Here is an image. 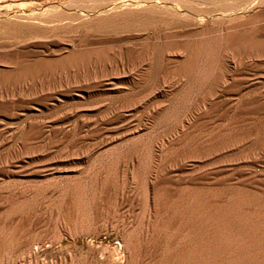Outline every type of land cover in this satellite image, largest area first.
Here are the masks:
<instances>
[{
  "label": "bare ground",
  "instance_id": "bare-ground-1",
  "mask_svg": "<svg viewBox=\"0 0 264 264\" xmlns=\"http://www.w3.org/2000/svg\"><path fill=\"white\" fill-rule=\"evenodd\" d=\"M42 1L45 3V5H47V8H44L42 11L37 10L38 8L35 7L36 3L39 2V1L37 2V0H25V2H23L21 5L20 4L17 5L15 9L8 6L6 7L7 9L6 11H14L15 14L11 18H7L6 20L0 22L1 24L5 25L7 28L10 29L9 32L10 34L7 37L8 39L0 42V115L8 116V117L12 116V114H14L13 110L17 107L18 109L21 108L27 110L28 109L35 110V108L39 109L42 106L48 105L47 103L48 100L51 99L58 100L61 97L63 98V100H65V98L68 97H72V98L80 97L81 95L82 96L84 95L87 98L92 97V95L94 94L93 92L95 91L94 88L96 84L86 83L83 85H79L77 88L73 89L69 87L67 81H66L67 83H64L62 85H55L56 84L55 82L54 86L52 85L51 88L48 86L45 92L41 88L35 90V88L33 89L34 86L32 88L31 87L26 88L24 86L27 82H29L27 80L33 81L41 74H45L46 76L55 72L56 70L62 71L64 68L78 67L80 65L82 68L83 63H86L88 61L90 62L91 60L94 61L100 59L104 54L103 52L96 50L95 51L89 50L87 47H85V45L92 43L102 44L103 42L107 41L106 38L108 37H116L117 40L130 39V37L128 36H123V33H127L128 31L134 28L136 30L143 29L144 27H146V25L149 22H151V20L140 18L142 13L138 10V8H140L142 5L148 2L147 0H129V2H125L123 0L117 6H115V4H108L102 6L100 8L101 10L100 14H103L102 16L98 15L93 17L92 19H88L87 21L83 20L82 24L85 25V27H88L89 29L82 31L78 36H74L72 38L73 42L66 43L56 38L57 34L52 31L53 28L52 30H50L46 26L41 24L42 21L49 19V16L48 17L46 16L47 17L46 18L43 15H45L48 12V10L51 9L55 10L57 7V5L52 4L48 0H42ZM94 1L97 2L99 0H94ZM254 2L255 3L259 2L263 4L264 0H255ZM25 7H27L28 12L24 11ZM126 7H128L127 10L124 9ZM232 8H234V5H226L225 9H229V10L225 13V15H222V21L233 20L237 17L238 15L237 12ZM150 11L149 13L153 12V10L151 12ZM62 12H59L58 14H61ZM209 17H212V15L206 16L201 12H198L197 14L189 13L184 19L181 18V16L178 17L177 15H175V18H170L169 20L166 18L165 19L167 20V22H173L181 26L183 28L181 32H187V33L189 32L188 34H190V32L193 33L192 31H195L196 29H198V27L200 28L202 22L204 20L209 19ZM154 20L156 19H153V21ZM204 30L205 29H203V31ZM214 30H217L216 34H213L211 37H208L209 36L208 35L207 38L204 39H200V40L197 39L198 41L194 42L193 44L189 45V39H188V44L186 42L183 43L184 41L181 42V44H178L177 42L173 43L172 41V43L168 42V44H162V46L156 49L153 48L146 50L147 53L145 54V56H143L148 60L150 59L154 60L155 58L156 61L154 60L151 62H154L153 66L157 69L156 70L158 71L157 73H159L157 76L160 80V83L162 82L164 84V82H167L170 86L172 85L174 86L177 82H180V85L182 84L181 87L182 92L181 95L179 96V99H177V103L175 104L174 102V105H172L171 102L170 106L166 104L167 105L166 111H164L161 114L160 120L162 121V119H164L167 116L168 112H173L178 108L182 109V113H181L182 117L179 119L178 123L174 125L172 124V126L169 129L167 128L164 134L162 132V134L158 136V138L160 137L159 138L160 144L158 143L159 147L156 144V146L158 147L157 152L153 150L155 153H152L150 157V162L152 165H150L151 167H149L148 171L149 174L152 173L153 175L156 172V168L160 163L159 162L160 160H158L159 158L158 152L161 154L162 151L164 153V151L168 149L169 152L171 153L173 150L170 151V148L173 147L174 145H178L177 147L175 146L176 148L173 149L179 150L180 153L177 152L178 153L177 155L172 156L173 159L176 160V163L169 164L171 162H166L167 170L165 169L164 170L167 172H172L173 174L179 173L180 176L179 179L181 180L180 182H182L183 184L189 183L192 185L189 186L185 184L186 186H182L183 187L181 188L182 190L185 189L187 191V189L192 188L191 191H193L194 190L193 186H195L196 189L197 186H199V188L201 189L200 191L202 190L208 191L209 188L211 189L215 185L229 186L231 188H234L233 190H235L233 193H226V194L224 193L221 195L218 194V196L217 194H215L216 196L213 194L211 195V197L206 195L207 197H209L208 204L205 203L206 206L202 210V217H198V214L197 216L195 214L196 218L197 217L201 218L198 219L200 222H196V223H198L197 224L198 226L205 228L204 231L201 230L202 232L205 233L198 231L201 232V234L200 235L198 234L199 236L196 237L197 239L194 243V250L192 251V255H191L193 256V263L192 261H190V263L192 264H264V203L260 205H248L246 207L248 209H246L244 213L241 212L239 213V211L236 209V207L239 206L238 205L239 201H241L243 195H245L243 192L242 193L239 192L240 190L238 191V189L244 190L245 193L247 192L248 195L251 197H257V196L264 197V121H260L263 118H259L256 121L257 124H255L254 126L253 124L252 126L249 125V123L253 119L256 120L257 118L256 116H258L257 113L264 112V28L250 27V29H243L239 26V23H234V24L224 23L223 25L217 26V29L214 28ZM207 31H209V29ZM173 33L176 36L177 33L176 32ZM74 41L75 42L78 41V42L74 43ZM43 52L47 54L48 53L51 54L55 52H58L60 54L61 52H66V54L53 60V62H48V60L46 59L38 58V56L41 55ZM127 55L128 56L130 55L131 57L134 58L139 57V55L134 50L128 51ZM133 60L134 59H132V61ZM120 63H121L120 66L123 67L122 62ZM145 64H147V62H145ZM138 67L139 66L137 65L135 69H138ZM149 67L150 69H152L151 65H149ZM148 70L149 68H147V70L145 71ZM139 73L140 74L136 73V76L134 75L135 77L132 75V73L131 74L129 73L128 80H130L132 84H134L135 82H139L141 80V76H143L142 72ZM155 84H152V86L153 85L155 86ZM202 85H204L203 86L204 91L202 90L203 95L202 97L200 96L201 98L200 97L199 99L197 98L198 100L194 101L193 103H187L188 101L186 102L184 101V99L187 100L186 98L187 97L189 98V96H191L192 92L197 86L202 87ZM3 86H6L10 89L9 91H7L9 93L5 94L6 96L7 95L9 96L5 98L4 95H2L3 92H5L3 90ZM59 86H63L64 88L60 89ZM21 87L25 88V91L21 92ZM155 87L156 90L158 91L157 86ZM155 87L153 88L154 90L149 89L150 91H148V93H150V95L152 93L155 95ZM16 88L17 89L19 88V91L17 93H15ZM167 89L169 88L167 87ZM199 91L201 90L198 89V92ZM135 92L137 93V91ZM168 94L165 95L168 96ZM14 95L15 97H13ZM54 95L56 96L54 97ZM140 98H142V95L136 97L123 96L120 99L119 105L116 104L114 107H112L107 104H104L102 112L98 111L100 105H97L98 106L96 108L97 113H94L93 115H90L88 111L86 113L85 112L79 113L78 110L80 108L77 110L76 108L69 109L66 110L63 115L56 116L53 120H51L52 123H58V121H62L64 117H72L73 115H75L77 117L75 119V122H79V124L78 125L74 124L73 127L70 129L71 130L70 132L65 131L63 126L50 125L43 118L39 119L38 116H34L30 119L29 118L26 119L25 124L17 129V132L21 133V135L24 136L21 141V144L14 145L12 147L10 146L7 151L0 153V180L3 177L10 178L9 176L11 177L20 176L22 178H25L27 181L11 182L13 181V179H11L10 181L11 183L9 184L3 183L4 185H0L1 188L0 197L7 193V197H10L9 199H11L12 197L16 198L18 196L27 195L29 192L36 191V189L38 187L40 188V186L43 184V181L46 177L51 175L53 177V175L55 173L57 174V172L59 173L64 172L63 167H60L58 165H60L62 160H65V157L66 158L67 157L69 158L71 156L77 157L76 155L82 153H84V155L86 156L85 153L88 154L89 152L93 151L95 148L98 150V148L100 147L102 148H104L105 146L110 147V145L116 144L121 139H126L130 135L135 137L136 135L133 134H138V133L141 134V132H144L143 130H145L146 124L139 127L135 125L136 127L134 129L131 130L128 129L125 132H120L121 134L118 135L116 134L111 135L109 132L110 129L108 127L102 126L100 127L99 129L100 131L98 133L95 132V134L94 133L91 134L97 137L100 136L99 139L94 141L93 143L85 144V145L80 144L78 142L79 140L77 141V139L73 136L76 132V129L81 128L83 125H89L91 123H95L96 125L107 124L116 121L119 118H124L125 114H123L121 108L122 107L131 108V106L134 105V102L141 100ZM145 99L146 101H148L147 98ZM175 99H176V95H175ZM172 100H174V98ZM181 101H183V105H180ZM161 102L159 101L158 102L159 104L156 102L157 104H155L156 106H154V108L153 107L150 108L148 106L151 109L150 111L151 116H155L157 110L159 111V109H162L160 106L163 103L160 104ZM167 102L169 104V101ZM29 103H31L32 106H29ZM50 106L52 105L50 104ZM100 113H102V115H99ZM158 114L159 113H157V115ZM175 116L177 117L176 114ZM223 117L227 121L226 123L220 124L215 122L220 118L224 119ZM145 120L147 119L145 118ZM147 122L149 121L147 120ZM151 123L152 121L150 122V124ZM162 123L159 124L162 125ZM129 124L127 123V125ZM246 125L247 126L249 125V127H247ZM242 126L245 127L243 128ZM157 129L159 128L157 127ZM160 130L162 131V129ZM3 131L4 128H0V135L1 133H3ZM65 136H70V140L73 141V145L70 144L71 145V146L69 145L70 147L61 146L57 150L54 149L55 150L54 151L53 148L57 147L58 144H60L63 141V137ZM78 138H83V137L79 136ZM152 139L153 138L151 137V140ZM151 140L149 139V141ZM129 146L130 145H128V148ZM112 147L110 148L112 150L109 149L111 152V156L112 154L114 155V153H120V154L124 153L126 150L125 149L126 147L124 148V145L117 144L114 145V148ZM149 148L152 149V147ZM52 153H56V154L49 155ZM61 157L64 158L62 159ZM162 158H161V162H162ZM219 163L221 164L219 165ZM164 164L165 162L163 163V165ZM138 171H140V169ZM159 171L160 170H158L157 172ZM151 176L152 175H150V177L147 178L145 185L146 205H147L146 211L148 212V214L152 213L153 212L152 209H154L153 208L155 204L154 201H156L157 198V197L155 198L156 196L155 193L157 188L156 186L157 183L155 182V179L157 178V176H159V174H157L156 178L154 177L155 179H153ZM56 177H60V175L59 176L57 175ZM158 178H163V177L159 176ZM56 180L57 179H55V181ZM68 180H70V178ZM124 182L126 183V180ZM43 186H45V184ZM58 191L60 193V196L62 195V197H65V195H69V197L75 204L78 203L79 201H84L86 204H89L92 201H94L93 199L94 193L89 194L85 189V186H82L80 183H75L73 187L70 189L68 188V186L67 187L63 186L61 188L59 186ZM211 191L212 189L209 192ZM201 194L198 192V189L195 192H187V193L185 192V195L181 197L182 203L192 202V201L200 203ZM248 195L246 194V196ZM126 197H127L126 195L121 193L120 199ZM136 201L137 200H135V202ZM216 201L220 202L219 203L220 209L219 208L211 209V206L212 205L214 206V203H216ZM71 208L73 207L71 206ZM64 215H66V213ZM153 251L155 250L153 249ZM167 261L169 260L167 259ZM182 261H184V258H182ZM168 263L170 262H167V264Z\"/></svg>",
  "mask_w": 264,
  "mask_h": 264
},
{
  "label": "rangeland",
  "instance_id": "rangeland-1",
  "mask_svg": "<svg viewBox=\"0 0 264 264\" xmlns=\"http://www.w3.org/2000/svg\"><path fill=\"white\" fill-rule=\"evenodd\" d=\"M48 1L51 2L52 4L57 5V7L55 10L54 9L48 10V12L45 15H43L44 17L49 16V19L42 21L43 23L41 22V24L46 26L50 30H52L53 28L52 31L57 34L56 38L62 40L63 42L71 43L73 42L72 38L74 36H78L82 31L89 29L88 27H85V25L82 24L83 20L87 21L88 19H92L95 16L98 15L102 16L103 14H100L101 13L100 8L102 6L108 4H115V6H117L123 0H99L97 2H95L94 0H48ZM124 1L129 2V0L127 1L124 0ZM147 1L148 2H146V4L142 5L140 8H138V10L142 13L141 15L142 17L140 16V18L151 20V22H149L146 25V27H144L143 29L136 30L134 28L128 31L127 33H123V36H128L130 37V39L117 40L116 37H108L106 38L107 41L103 42L102 44L92 43L85 45V47H87L89 50H94V51L96 50L103 52L104 53L103 56L100 59L94 61L91 60L90 62L88 61L86 63H83L82 68L80 65L78 67L64 68L62 71L56 70L55 72L46 76L45 74H41L37 77L38 79L36 78L33 81L27 80L29 82L26 83L27 86L26 84L24 86L26 88L28 87L32 88L34 86L33 89L35 88V90H37L41 88L45 92L46 88L48 86L51 88L52 85L54 86L55 82H56L55 85H62L68 82L69 87L73 89L77 88L79 85H83L86 83L96 84L94 88L95 91L93 92L94 94L92 95V97L87 98L86 96L81 95L80 97H73V98L68 97L65 98V100H63V98L61 97L60 99H58L59 101L54 99L48 100L47 101L48 105L42 106L39 109L35 108V110L34 109L27 110L21 108L18 109L17 107L13 110L14 114H12V116L8 117V116L0 115V128H4L3 133H1L0 135V153L7 151L10 146L12 147L14 145L21 144V141L24 136H22L21 133L17 132V129L23 126L25 124L26 119L28 118L30 119L34 116H38L39 119L43 118L45 121H47L48 124L53 126H63L65 131L70 132L71 131L70 129L73 127L74 124L76 125L79 124V122H75V119L77 118L75 115H73L72 117H64V119L62 121H58V123H52L51 120H53L56 116L63 115L66 110L75 109V108L76 110L80 108L78 110L79 113L80 112L86 113L88 111L90 115H93L94 113H97L96 111V108L98 107L97 105H100L98 111L102 112L104 104H107L112 107H114L116 104L119 105L120 99L123 96L136 97L142 95V98L140 99L143 102L141 100L134 102V105L131 106L132 109L130 107L127 108L122 107L121 110L123 114H125L124 118H119L116 121L107 124L96 125L95 123H91L89 125H83L81 128L76 129V132L73 136L77 139V141L79 140L78 142L80 144L85 145V144L93 143L94 141L99 139L100 136L97 137L91 134L92 133L95 134V132L98 133L100 131L99 130L100 127L102 126L108 127L110 129L109 132L111 135L121 134L120 132H125L128 129L129 130L134 129L136 126L139 127L146 124L145 126L147 127V128L145 127V130H143L144 132H141L142 135L140 133L133 134L136 136L134 137L130 135L128 136L129 138L127 137L126 139H121L120 140L121 142L119 141L116 144L110 145V147L109 146H105L104 148L100 147L98 148V150L95 148L93 151L89 152L88 154L85 153L86 156L84 155V153H82V154H78L80 156L76 155L77 157L75 156L73 157L71 156L69 158L65 157V160H62L60 165H58L60 167H63L64 172H60L61 174L59 172H57V174L55 173L53 175L54 178L52 177V175L46 177L40 188L38 187L39 189L37 188L36 191L34 192H29L27 195L18 196L16 198L12 197L11 199H9L10 197H7V193L1 196L0 197V210H1L0 211V264H160V263L167 264V262H170L168 264H174V262L175 264H181V262L182 264H184V261L185 264H192L193 256L191 255H192V251L194 250V243L197 239L196 237H198L201 234L202 232L201 230L203 231L205 230V228L198 226L197 225L198 223H196V222H200L198 219L201 218L198 217H202V210L206 206L205 203L208 204V198L211 197V195L213 194L214 195L217 194L218 196V194L221 195L224 193L225 194L233 193L235 191L233 190L234 188H231L229 186L215 185L213 186V188H211L212 189L211 192H209L211 190L210 188L208 191L205 189L207 191L206 192L204 190L200 191L201 189L199 188V186H197L198 192L200 194L203 192L200 195L201 202L197 203L192 201V202L182 203L181 197L185 195V192L186 193L195 192L197 191V189L195 186H193V189L194 190L196 189L195 191L194 190L191 191L192 188L187 189V191L185 189L182 190L181 189L183 188L182 186H186V185L192 186V185L189 183L183 184L182 182H180L181 180L179 179L180 178L179 173L173 174L172 172L165 171L167 170L166 162H171L169 164L176 163V160H174L172 156L180 153L179 150L173 149L176 148L178 145H174L173 147L170 148V151L176 150L175 152L172 151L170 153L168 149L164 151L166 155L163 153V151L161 152L162 155L158 152L159 154L158 160H160L159 161L160 163L156 168V172L158 170L160 171L157 173L155 172L156 175L155 173L154 175L152 173L149 174L148 170L149 167H151L150 165H152L150 162V157L152 153L157 152V148L159 147L160 144L159 141L160 137L158 138V136L162 134V132L164 134L167 128L169 129L172 126V124L174 125L178 123L179 119L182 117L181 114L182 109L178 108L173 112H168L167 116L164 119H162V121L160 120L161 114L164 111H166L167 105L170 106L171 102L172 105H174V102L175 104L177 103V99H179V96L181 95L182 92L181 91L182 84L180 85V82H177L174 86L173 85L170 86L167 82H164V84L162 82L160 83V80L157 76L159 73H157L158 72L156 71L157 69L153 66L154 62H151L154 61L155 58L154 60L151 59L148 60L143 56H145V54L147 53L146 50L153 48L156 49L162 46V44H168V42L172 43L173 41V43L177 42L178 44H181V42L184 41L183 43L186 42L188 44V39H189V45H190L200 39L207 38L208 35H209L208 37H211L213 34L217 33V30H214V28L217 29V26L223 25L224 23L225 24L239 23V26L243 29H250V27L264 28V3L263 4L259 2L255 3L254 2L255 0H147ZM23 2H25V0L24 1L0 0V22L6 20L7 18H11L15 14L14 11H6L7 10L6 7L10 6L13 9H15L17 5L19 4L21 5ZM37 2L38 3H36L35 6L36 8H38L37 10L42 11L44 8H47V5H45V3L42 0H37ZM226 5H234V8L232 9L235 10L238 14L235 19L229 21L227 20L222 21V15H225V13L229 10V9H225ZM128 7L124 9L127 10ZM145 9L149 11L153 10V12L150 11L152 14ZM156 10L159 11L160 13L157 12ZM24 11L28 12L27 7H25ZM59 12L62 13L58 14ZM171 12L173 13V15ZM187 12L188 14L189 13L197 14L198 12H201L206 16L212 15V17H209V19L204 20L202 22L201 27L200 28L198 27V29L195 30L196 32L200 31L197 32L198 34L195 31H192L193 33L190 32V34H188L189 32L188 33L181 32L183 30L181 26L173 22H167L166 20V19L169 20L170 18H175V15H177L178 17L181 16V18L184 19L188 15ZM153 19H156L157 21L156 20L153 21ZM202 28L205 30L203 31ZM201 29L203 32L201 31ZM208 29L209 31H207ZM9 32L10 29L0 23V42L8 39L7 37L10 34ZM173 32L177 33L176 36L174 35ZM77 42L78 41L76 42L74 41V43ZM130 50H134L139 55L140 58L139 57L134 58L131 57L130 55L128 56L127 53ZM65 54L66 52H61L60 54L58 52L51 54L49 53L47 54L43 52L41 55L38 56V58L46 59L48 60V62H53V60ZM132 59L134 60L132 61ZM144 61L147 62V64H145ZM120 62H122L123 67L120 66L121 64ZM137 65L139 67L138 69H135ZM149 65L152 66V69H150ZM147 68H149V70L145 71L147 70ZM135 70H137L138 72ZM139 72H142L143 75L141 76L142 81L140 80L139 82H135L134 84H132V82L128 80L129 73L130 74L132 73L133 76L134 75L136 76V73L140 74ZM77 79L79 80V82ZM152 84H155V86H157L158 91L156 90V87L154 85L152 86ZM158 86L160 87L162 86L163 88L162 87L160 88ZM203 86L204 85H202V87L197 86L192 92L191 96H189V98L185 97L187 100L184 99V101L185 102L188 101L187 103H193L194 101L198 100L200 96L202 97L203 95L202 90L204 91ZM154 87H155V95L153 93H152L153 95L152 94L150 95L148 91H150L149 89L154 90L153 89ZM167 87L169 89H167ZM59 88L62 89L64 87L59 86ZM198 89L201 91L198 92ZM3 90L5 91L2 94L4 95V98L9 96V95L6 96L5 94L9 93L7 91H9L10 89L6 86H3ZM170 90L173 92H171ZM18 91L19 88L18 89L16 88L15 93H17ZM22 91H25V88L21 87V92ZM135 91H137V93ZM168 93L171 94L169 95ZM165 94L166 95L168 94V96H166ZM175 95H176V99H175ZM55 96L56 95H54V97ZM13 97H15V95ZM172 97L174 98V100H172L173 99ZM145 98H147L148 101H146ZM159 101L160 102L162 101L160 104L163 103L160 106L162 109H159V111L157 110V113H159L158 115L156 113L155 116H151L150 108L151 107L154 108V106H156L155 104H157ZM167 101H169V104ZM50 104L52 106H50ZM180 105H183V101H181ZM29 106H32V104L29 103ZM175 114L177 115V117L175 116ZM99 115H102V113H100ZM257 115L258 116H256L257 117L256 120L253 119L251 121L252 123L251 122L249 123L250 126H252V124L253 126L257 124L256 121L259 118L264 119L263 117L264 112L257 113ZM145 118L149 122H147ZM263 119H261L260 121H264ZM151 121L152 123L150 124ZM215 122L221 124V123H226L227 121L225 120V118L224 119L220 118ZM127 123L130 124L127 125ZM159 123H162V125ZM249 125L246 126L249 127ZM156 126L159 129H157ZM242 127L244 128L245 126ZM147 129L150 131H148ZM160 129H162V131ZM79 136L83 138H78ZM151 137L153 138L152 140ZM154 137L158 139L156 140ZM149 139L151 141H149ZM152 142L155 144H153ZM70 144L73 145V141L70 140V136H65L63 137V141L60 144H58L57 147H54L53 150L54 149L57 150L61 146L70 147L71 146ZM117 144L124 145V148L126 147L125 148L126 150L124 153L121 154L114 153V155L112 154L111 156L110 150L112 149L110 148L112 146H113L112 148H114V145ZM156 144L158 145V147L156 146ZM128 145H130L129 146L130 149L128 148ZM149 147H152V149ZM53 154L56 153H52L49 155H53ZM61 158L63 159L64 157ZM161 158H162V162H161ZM164 162H165L164 164L165 166L163 165ZM220 164L221 163H219V165ZM139 169L140 171H138ZM157 174H159V176L163 178H158L159 176H157ZM57 175L58 176L60 175V177H56ZM150 175H152L151 177L153 179H155L157 176V178L155 179V182L157 183L155 198L156 197L157 198L156 201H154L155 204L153 206L154 209H152L153 212L148 214V212L146 211L147 205H146L145 185H146V180L148 177H150ZM9 177L10 178L3 177L2 178L3 180L2 179L0 180V185L9 184L11 182H16V181H22V182L27 181L25 178H22L20 176H12L13 178L11 176ZM69 178L70 180H68ZM11 179H13V181H11ZM55 179L57 180L55 181ZM125 180L126 183L124 182ZM75 183H80L82 186H85V189L89 194L94 193L93 194L94 201H92L89 204H86L84 201H79L78 203L75 204L71 200L69 195H65V197H62V195L60 196V193L58 191L59 186L60 188L63 186L64 187L68 186V188L70 189L73 187ZM44 184L45 186H43ZM238 191L241 193L243 192L245 194V195L240 194L243 195V197L241 201H239L238 204L239 206L236 207L239 213L240 212L244 213L246 209H248L246 208L248 205H260L264 203L263 196L251 197L248 195L247 192L245 193L244 190L238 189ZM121 193H123L127 197L120 199ZM246 194L248 196H246ZM206 195L209 197H207ZM61 197L63 198V200ZM43 199H45L46 201ZM135 200L137 201L135 202ZM5 201L8 203H6ZM219 203L220 202L216 201V203H214V206L213 205L211 206V209H218V208L220 209ZM71 206L73 208H71ZM66 208L68 209V211ZM65 213L66 215H64ZM195 214L196 216L198 214L197 218ZM153 249L155 251H153ZM182 258H184V261H182ZM167 259L169 261H167ZM190 261H192V263H190Z\"/></svg>",
  "mask_w": 264,
  "mask_h": 264
}]
</instances>
